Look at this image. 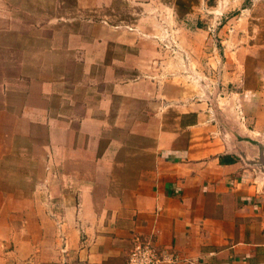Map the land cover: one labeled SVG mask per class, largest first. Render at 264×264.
I'll use <instances>...</instances> for the list:
<instances>
[{
	"label": "crops",
	"instance_id": "1",
	"mask_svg": "<svg viewBox=\"0 0 264 264\" xmlns=\"http://www.w3.org/2000/svg\"><path fill=\"white\" fill-rule=\"evenodd\" d=\"M121 1L0 0L28 61L0 92V264H126L138 241L264 264V85L220 93L182 60L215 54L223 1L191 38L199 7Z\"/></svg>",
	"mask_w": 264,
	"mask_h": 264
},
{
	"label": "rangeland",
	"instance_id": "2",
	"mask_svg": "<svg viewBox=\"0 0 264 264\" xmlns=\"http://www.w3.org/2000/svg\"><path fill=\"white\" fill-rule=\"evenodd\" d=\"M222 1V11L216 14L219 23L215 24L210 31V45L215 54L183 57L182 60L187 67L199 68L201 70L199 75L204 77V81L210 82L208 83L210 86L211 82H214L213 86L217 88L218 85L220 93L231 91L241 80H246L247 85L252 87L257 82L264 85V0ZM178 2L180 4L179 15H184L185 9L199 7L191 12L187 25L182 26L188 30L189 38H191L197 32V28L203 29L206 26L199 20V24H196L195 18H201L202 22H207L211 17L205 10H201V2L210 6L215 2L213 0H179ZM230 4L235 7H230ZM131 5V1L122 0L116 12L124 19L133 16L135 9H130ZM0 8L1 14L4 15L3 7ZM6 27H10L12 32L8 35H5L6 32L0 33L1 42L3 41L1 46L4 48L0 55V92L1 85L17 78L20 75V67L28 64L27 58L20 56V42L14 41L13 37V34L19 35V32H25L27 27L1 26V28ZM196 43H199L196 37L194 41H189V44L187 41L188 47L191 48H194ZM235 50L237 52L233 56L232 52ZM229 64L236 65V71L233 68L228 69ZM244 66L245 71H243Z\"/></svg>",
	"mask_w": 264,
	"mask_h": 264
},
{
	"label": "built area",
	"instance_id": "3",
	"mask_svg": "<svg viewBox=\"0 0 264 264\" xmlns=\"http://www.w3.org/2000/svg\"><path fill=\"white\" fill-rule=\"evenodd\" d=\"M169 254L159 255L158 250L146 242H136L128 255L126 264H160L162 259H169Z\"/></svg>",
	"mask_w": 264,
	"mask_h": 264
},
{
	"label": "trees",
	"instance_id": "4",
	"mask_svg": "<svg viewBox=\"0 0 264 264\" xmlns=\"http://www.w3.org/2000/svg\"><path fill=\"white\" fill-rule=\"evenodd\" d=\"M179 0H177V3H178V5H179V7H180V4H179V2H178ZM187 10L185 9V12H186Z\"/></svg>",
	"mask_w": 264,
	"mask_h": 264
}]
</instances>
